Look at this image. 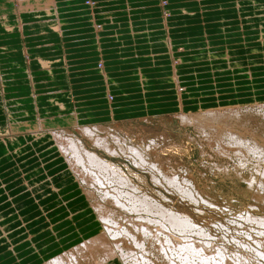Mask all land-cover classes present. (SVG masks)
<instances>
[{"label": "rangeland", "instance_id": "1", "mask_svg": "<svg viewBox=\"0 0 264 264\" xmlns=\"http://www.w3.org/2000/svg\"><path fill=\"white\" fill-rule=\"evenodd\" d=\"M226 1L129 0L128 3L126 0H79V5L65 4V1L60 9L65 13L69 12L71 16L76 12L81 15L82 9L91 8L97 17L96 30L101 32V37L106 41L95 42V39H91L90 34L93 33L89 31L90 24L79 20L78 23L84 26L81 48L75 46V33L64 37L53 32L50 34L49 44L30 39L28 44L32 46L27 47L28 54L19 47L15 55L4 56L3 59L8 63L5 72L12 79L8 84H12V87L7 88L6 97L0 103L3 111H0L3 113L0 115L6 126L10 122L12 128L11 131L2 129L0 132L2 222L9 224L12 216L19 217L25 208L36 205L35 200L39 201L43 195V198L47 197V192L54 190L59 193L69 186L72 188V185H78L80 187L77 192L81 191L85 198L83 203H80L83 201L81 199L76 201L84 207L78 214L91 208L88 215L93 216L94 213L98 217L97 228L100 230L61 252L66 254L78 252L84 243H90L94 236L104 232V223L92 204L101 207L103 213L112 214L125 227L128 218L138 216L136 212H128L118 203L115 204L112 196L104 195L113 190L115 184H99L93 174L81 167L82 174H72L68 170L70 162L66 161L63 152H59L54 137L53 140L47 136L38 137L42 131L38 130L37 125L46 126L49 129L44 128L45 131L59 129L74 134L88 150L97 152L104 159L109 158L118 168H122L123 173L130 176L139 188L140 194H147L164 209H169L180 217L190 216L191 223L197 228V233L192 238L198 239L197 242H213L223 246L228 251L229 258L239 259V264H264V256L258 254L264 252V227L248 219L250 213L264 217V201L261 198L264 196V154L257 158L251 152L250 157L240 158L231 150V146L222 149L213 141L214 135L220 137L221 133L227 131L226 128H232L243 136L254 137L264 145V31H259V26H264V8L259 6L257 12L254 8H245L247 18H243L242 29L240 26V29H233L221 23L223 15L226 20L234 19L238 11L227 8L231 7V2ZM32 2L39 6L49 4L51 9L57 10L54 0H32L29 1L31 6L34 5ZM259 2L264 3V0ZM215 4H226V7L211 6ZM184 5H192L189 14L182 13V8H179ZM56 20L58 23V18ZM144 20H150L148 26L138 25V21ZM141 26L146 28L140 29ZM108 27L111 32H106ZM112 32L115 33L111 34ZM142 32L146 34H140ZM98 43L104 44L105 53L100 54ZM165 53L168 57L162 61L169 62L165 66L159 63L160 59H151L154 54ZM41 58L47 59L45 66L39 61ZM106 59L110 62L109 70ZM177 65L178 70L174 72L171 66L176 68ZM98 67L104 77H107V72L113 75L110 79L116 95L110 96L109 101L111 105L114 100L115 114L107 101L108 88L100 81L99 74L94 72L98 71ZM248 68H253L252 77L248 74ZM175 74L180 76V89ZM141 76L144 78V85L142 82L137 84ZM212 109L231 110L230 112L239 109L242 120H238L240 122L237 124L234 121L228 126L210 122L212 126L209 127L206 123L208 128L201 129L197 123H185L181 118L184 114L198 116L203 111ZM9 110L17 112L14 118L10 117ZM75 111L82 113V118L90 120L91 124L87 126H101L102 135L107 137L115 149L113 156L77 132L78 127L69 121L73 120ZM218 126L221 127L219 131L216 129ZM131 147L138 149L141 157L131 151ZM252 178L255 180L253 183L250 182ZM128 188L121 189L131 191ZM67 196H60L63 203L67 204ZM60 202L55 197L54 202L47 205V209L53 208L57 203L59 207L55 208L67 207L69 212H65V209L63 217H69L74 205L61 206ZM54 210L49 215L51 219L58 221L62 217L53 215L59 211ZM153 213L144 212L143 216L153 217ZM30 216L24 217L31 221L34 216ZM125 216L128 218L124 220ZM42 219L51 220L47 213L43 214L38 222L40 226L44 221ZM20 221L22 222L21 219ZM71 221L66 222L67 226H73ZM84 224L85 221L81 226ZM165 225L168 226L165 229L173 231L170 224ZM15 228L18 225L7 229ZM23 228H18L13 239L20 242L27 238L24 236L26 229ZM58 228L55 227L53 232L58 231ZM115 229L118 231L119 228L116 226ZM31 230L38 232L41 228L33 223ZM85 230L83 233L88 231ZM174 231V235L182 241V231ZM7 235L9 233L6 232V239L9 237ZM47 235L39 237L44 239ZM125 236L116 233L114 237L109 231L105 240L117 251L115 256L118 253L122 255L119 245L123 253L127 252L125 257L122 255L127 264L136 262L142 252L143 256L148 254V259L142 260L143 264H172L154 248L155 245H161V238L160 242L155 240L159 243L154 245V241L150 242L149 238L138 235L137 238L145 243L147 253L136 248L137 244L131 237L129 239ZM116 242L119 244L118 248ZM163 243H166L165 238L162 245ZM99 247L102 246L93 244L90 247L92 257L103 254L97 252ZM214 247L213 251H217ZM7 249L5 244L0 247V264L15 262ZM59 254L46 259V263ZM235 254L237 256H233ZM138 261V264H142L141 259ZM115 263L122 264L119 261Z\"/></svg>", "mask_w": 264, "mask_h": 264}, {"label": "bare ground", "instance_id": "2", "mask_svg": "<svg viewBox=\"0 0 264 264\" xmlns=\"http://www.w3.org/2000/svg\"><path fill=\"white\" fill-rule=\"evenodd\" d=\"M14 1L18 2V5H19L18 7H20L22 5V1H24V0H14ZM47 6H49V9ZM47 6H44V7H47L45 9V12H49V13L51 12V14H53L52 13L53 9L50 8L51 6L50 5H47ZM33 11H35V13H37L36 10H33ZM50 25L53 26L54 30L60 32L59 22L57 23V21H56V23H50ZM7 27H8V25H7ZM230 111H226L223 109H218V110L212 109L209 111H203L198 116H196V115L192 116V115L184 114L181 118L183 119V121L185 123H191V124L197 123L198 125H200L201 129H204V128L207 129L208 128L207 124H209V127L212 126V125H210V122H211V124H213V123L222 124V125L226 124L228 126L229 124H231L234 121H236V123H234V124H237L238 122H240L242 120V118H241L242 113L239 109H235L233 112H230ZM5 114H6V112H5ZM238 120H240V121H238ZM11 125H12L11 123L8 124V127L4 128V131H11V129H10ZM1 126L2 125H0V132L3 129V127L1 128ZM77 127H78L77 132L82 134L83 136L88 137L93 142V145L98 146L99 148H102L104 150H107L108 154L111 156H113V153H116L113 145H111L109 143L107 137H104L102 135L103 134L101 132L102 130H100L101 126L99 127L97 124H93L92 126H87V125L86 126H82V125L79 126V125H77ZM37 128L39 131L40 130L42 131V133H40L38 137L47 136L50 140L51 139L53 140V137H54L55 143L57 144V146L59 148L58 149L59 152L61 154L63 152L66 161L69 160L68 162H70L71 166L69 165V167L68 166L67 167H68V170L72 174H76V172L82 174L80 171V168H79V167H81L87 173L93 174V178H95V180L99 184H104V185L105 184H110V185L115 184V186L113 187V190H109V191L105 192L104 195L112 196L111 198L115 201V204L118 203L126 211L136 212L138 215L137 217H130V218L125 216L124 220L128 218L127 219L128 224L125 227L123 224H122L123 225L122 226L117 219L113 218L112 214L103 213L101 211V209H102L101 207H98V205L92 204V207L100 214L99 218L104 223L103 224L104 229H105L104 232L101 233L100 235L97 234V236H94L93 240H90V243H84L85 247L83 246V247L79 248L77 250L78 252H70V253L59 255L58 257L53 258L50 262H47L45 264H99V263H101V264H106V263L107 264H113L114 261L115 262L119 261V262H122V264H127L126 260H124V258H122V255L125 257L126 256L125 253H127V252L124 251L125 253H123L122 247L116 242L117 248L119 245V248H120L119 250L121 251L122 255H120V253H118L119 255L115 256L117 251H115V249L112 248V246L107 242V240H105L107 238L109 231H110L111 235H113L114 237H115L116 233H119L121 236L126 235L125 236L126 238L127 237L129 239L132 238L133 241L137 244L135 247L143 249L147 253H149V252L147 251L145 243L140 241V239L137 237L143 235L145 238L146 237H147V239L149 238L148 240H150V242L154 241V245L156 243L158 244L160 242V240H159L160 238L163 241L165 238L166 243H163V245H162V242H163L162 241L160 246L155 245V247H154V245H153V247L157 248L158 251H160V253L164 257H167L170 260V261L169 260L168 261L171 262L172 264H239L238 262H241V261H238L239 259L237 257H235V258H237L238 260H236V259L232 260L231 258H229L228 254H227L228 251H226L225 248H223V246H219L213 242H203L202 243L200 240L199 241L201 243H199V242H197L198 239L194 240L192 238V235L194 233H197V228L194 224L191 223V219L189 218L190 216L184 215V217H180V216L176 215L173 211H171L169 209H164L162 205H159V202L152 200V198H150L147 194H145V193L143 195L140 194V192L138 191L139 188L129 178L130 176L128 177L127 175H125L123 173L122 168H118L114 163H112L109 160V158L104 159L97 152H93V151L88 150L84 146V144L82 143V140L77 138L74 134L70 133L69 131H59V129L54 130V131H49V130L45 131L44 128H47L46 126L40 127L39 125H37ZM93 128H95L97 130H95ZM102 129H105V128H102ZM216 129H217V131H219V130H221V127L218 126ZM226 130L227 131H224L223 133L220 134L221 135L220 137L217 135H214V136L212 135L213 141H215L218 144V147L223 149L225 146H231V150L236 153V156H240V158L244 157V156L250 157L251 152L257 158H260L263 156L264 145L261 144L260 142H258L254 137H249L247 135L243 136L242 134L236 132L237 130L232 129V128H226ZM10 138L8 140H10ZM113 138L115 140L118 139V142L120 141L119 138H115V137H113ZM8 140H6V141H8ZM225 142L227 145H225ZM121 148H123V147H121ZM227 148L229 149L230 147H227ZM130 150L135 152L136 154H138L139 157H141L140 156L141 153L138 149L131 147ZM263 158H264V156H263ZM262 173H263L262 183H264V171H262ZM86 175H88V174H86ZM88 176H90V175H88ZM173 179L176 180V178H173ZM250 182L251 183L255 182L254 178L250 179ZM177 183H178V181H177ZM174 185H175V183H174ZM124 187H129L131 189V191H126L124 189H121ZM177 188H179V187L177 186ZM184 189H185V187H184ZM62 192L64 193L63 190L59 191V193L63 194ZM158 192H157V194H158ZM261 198L264 201V196H261ZM144 212H151V213L154 212L153 213L154 216L153 215H152L153 217L143 216ZM155 215H157V216H155ZM248 219H251L252 220L251 222L258 223V225L264 227V217H257V216H254L252 213H250L248 215ZM1 220H2V215H0V221ZM164 223L170 224L169 226H170V228L171 227L173 228V229L171 228L173 231L174 230L176 231V229H180L183 233V238H181L183 240L182 241L178 240L177 236L174 235L173 231L165 229L166 225ZM116 226H117V228H119L118 231L115 229ZM113 229L116 230V233ZM155 229H156V231H155ZM199 229H202V228H199ZM256 231H257V229H256ZM155 232H157L158 234ZM198 234L200 235V233H198ZM262 234L264 235V230H263ZM258 235H260V234L258 233ZM179 236H180V234H179ZM162 237H164V238L162 239ZM252 237H254V236H252ZM262 238L263 237L261 236V240H262ZM155 240H159V242H156ZM120 241H119V243H120ZM93 244L96 246L97 245L102 246V247H99V249L97 251L98 253H103L100 255L98 254L99 257H97L95 255L92 257V255L90 253L89 249ZM213 244H215L216 247H214ZM212 247L216 248L217 251L216 250L213 251ZM253 247H254V245H253ZM102 248H104V250ZM260 249H262V248H260ZM110 250H111V252H108ZM134 252H135V250H134ZM155 252H157V251H155ZM258 254H261L262 257L264 256V252L258 253ZM129 255H130V252H129ZM233 256H237V255L235 254ZM149 258H151V257H149ZM129 259H130V257H129ZM140 259H141V263H142V260L143 261L147 260L148 254L143 256V252H142V255L140 253V257H138L136 262L134 261L133 263L131 262L129 264H138L139 263L138 260H140ZM96 261H97V263H96ZM251 261H252V259H251ZM165 262H166V260H165ZM256 262H258V261H256ZM252 263H253V261H252ZM254 263H255V260H254Z\"/></svg>", "mask_w": 264, "mask_h": 264}, {"label": "crops", "instance_id": "3", "mask_svg": "<svg viewBox=\"0 0 264 264\" xmlns=\"http://www.w3.org/2000/svg\"><path fill=\"white\" fill-rule=\"evenodd\" d=\"M29 1H32V0L22 1L21 7L18 8V6H19L18 2L14 1V0H7V1L6 0H0V103H2V101H3L2 99L4 97H6L5 94L7 93V88L12 87L11 86L12 84H8V82L12 81V79L5 72L6 71L5 68H7L8 63H6L3 58H4V56H7L9 54L14 53V55H15V53H17L19 51V47L22 49H25L27 54H28L29 49H27V47L30 48V46H32V45L28 44L30 39H34L36 41L47 42V44H49L48 40L50 38V34L53 32H56V34H60L64 37H67L68 35L70 36L71 33H75L76 35L74 36V39L77 40L75 43V46L81 48L82 41L84 39V37H83L84 26L80 25L78 22H79V20H85L86 22H88L90 24L89 27L91 28V30H89V31H91L93 33V34H90L91 39H95L96 40L95 42H100V40H103V38L101 37L102 36L101 32L98 33L96 30L97 26L95 24H98L97 23V17L94 15V12L91 10V8H88V9L84 8V9H82L83 14L78 15V12H76L74 14V16H71V15H69L70 14L69 12L65 13L64 11H62V9H60V7H62V4L65 1H67V2H65V4H69V5L77 4V5H79L80 4L78 2L79 0H62V1L54 0L55 3L57 4L56 5L57 10H53L52 11L53 14H51V12L50 13L45 12V9L47 7L49 9V6H47L49 4L39 6V4L36 5L32 2L34 5L31 6V4H30L31 2L29 3ZM126 1L128 2L129 0H126ZM209 1H214V0H209ZM216 1L220 2L222 0H216ZM228 1L231 2L230 3L231 7H227V8L235 9L234 11H236V10H238V11L235 13L234 19L226 20V18H225L226 16L223 15L222 17H224V18L221 20L222 21L221 23L226 24L233 29H237V28L240 29V27L242 29L243 26H241V24H242V21H244L243 18L244 17L247 18L246 14H244L245 10L248 9L247 7H249L250 9L254 8L256 12H257L259 6L261 8H264V3H262V2L260 3L259 0H228ZM228 1H226V2L228 3ZM246 1L249 3L247 4ZM25 4L30 6V7H26ZM12 6H14V7H12ZM44 6H47V7H44ZM191 6L192 5H184V6L179 7V8H182V13L184 12V14L185 13L189 14L188 12L190 11L189 9ZM211 6L214 8H217V7L224 8V7H226V4H215V5H211ZM8 7H11L10 8L11 10H8ZM23 8H25V9H23ZM33 10H36L37 13H35V11H33ZM54 11L56 13H54ZM220 12H222V11H220ZM56 15H57L58 22H59L60 32L54 30L53 26L50 25V23H56V21H57ZM191 15H192V12H191ZM250 21H254V20H250ZM245 22H247L248 24L249 23L251 24V22H248L247 20H245ZM149 23H150V20L138 21V25L142 24V25L148 26ZM7 25H8V27H7ZM159 25H161V21L159 22ZM141 27L142 28H140V29L146 28L145 26H141ZM109 29H111V28L108 27V31H106V32H111V30H109ZM259 31L260 32L264 31L263 25L259 26ZM114 33L115 32H112L111 34H114ZM143 33L144 32H142L140 34H143ZM144 34H146V32ZM71 38H73V37H71ZM103 41H106V40H103ZM169 41H171L170 38H169ZM172 41H173V39H172ZM42 44H44V43H42ZM98 46H99L98 50H99L100 54L105 53V52H103L104 44L100 45L98 43ZM166 57H168L167 53L160 54V55L154 54V57H152L151 59L154 61H156L157 59H160L159 63L161 65L165 66V65L169 64V62L167 63L166 61H162V59H164ZM106 60L108 62V70H109L110 69L109 68L110 62L108 61L109 59H106ZM39 61H41L42 65H44V66L47 63V59H45V58H41ZM178 62H179V59H178ZM171 67L174 70V72H177L178 65L175 66L176 68H173V66H171ZM100 71H101L100 67H98V71L95 70L94 72H97L99 74V78L101 79L100 81L105 83V85L108 88L106 90V94L109 91V99H107V101L110 105V101H111L110 96L115 97V95H116V93L113 91L114 85L112 84L111 79H110L113 75H111L110 73L107 72V77H104ZM247 71H248L249 76L252 77L253 76V73H252L253 68H248ZM241 73H244V72H241ZM178 76H179L178 74L177 75L175 74V78H177L176 81H177L178 89H180L181 85L178 84L179 83L178 80H179L180 76L179 77ZM173 77H174V74H173ZM140 82H142V85L145 84L143 76H141V79H139V82H137V84ZM114 84L117 85L116 82ZM113 102H114V100L112 101L110 107H111L112 113L115 114V110L113 109L114 108ZM0 111H2V110L0 109ZM79 111H83V110H79ZM10 112H11V114H9L10 117L14 118L16 115L15 113H17V112L14 113V112H12V110ZM0 114H3V113H0ZM89 114H92V113H89ZM82 115H83L82 113L79 114L78 111H75L73 120L69 119L70 123L74 124V126L91 124V122H89L90 120H88V118H82ZM11 118H9V119H11ZM1 119H2V116L0 115V121H2ZM63 121H59V122H63ZM8 124H10V122L7 123V126H8ZM0 125H2L1 128L3 127V129L7 127L3 121L0 122ZM59 125L63 126L62 124H59ZM11 128H12V125H11L10 129ZM50 128H53V126ZM65 128H68V127H65ZM13 130H14V128L12 129V131ZM13 179H11V180H13ZM74 186H76V187H74ZM78 187H80V186L72 185V188L69 186L68 188H66L64 190V191L67 190V193L62 192L63 195H68L65 198L67 201V204L63 203V201L61 200L60 196L62 194L56 193L53 190V191L47 192L45 194V196H47V197L43 198L44 197V195H43L39 201L35 200L36 205L33 207L25 208V210L22 213H20L19 217H14V216H12L13 213H11L12 218H11V222L9 224H4L1 220V222H0V245L2 246L3 244H5L8 248L7 253L12 258H15V262H13L11 264H16V263H18V264H34L37 262H39L38 264H42V263L45 264L46 261L48 260V258H51V257L61 253L62 251H64V250L74 246L75 244L79 243L82 239L90 237L91 235L95 234L96 232H98L100 230L99 228H97V226L99 225L98 224L99 221L96 218L95 214L93 213V216L88 215L89 214L88 212H90L91 208L87 209L88 211L85 210V212H83L82 214H78V212H81L82 210H84L83 209L84 207H81L82 205H80V203L85 202L84 201L85 198L81 195L82 192L81 191H80L81 193L77 192V191H79ZM0 196H1V193H0ZM55 197H56V199L61 201L60 202L61 206L67 205L69 207L71 205H68V204L74 205V208H71L72 211H70L69 217H66V218L63 217V215H65V214H63L65 209H66L65 212L66 211L69 212L67 207H64V208L60 207L61 209L55 208L58 206L57 203H55L56 204L55 206H52L53 208L47 209V205L50 203H53ZM37 199H39V198H37ZM79 199H81L83 201L80 203H76V201H78ZM76 205H78V206L76 207ZM54 209L59 210V211L55 212L53 215H55L57 217H62L58 221L51 219L52 217H51V215H49ZM45 213H47V215L49 216V219L52 220V223H51V220L45 221L44 219H42V221L43 220L44 221L42 222V224L40 226V224L38 222L40 221V217H42L43 214H45ZM28 215L34 216L31 219V221H28L27 219H25L26 217H24V216H28ZM20 219L22 220V222L20 221ZM33 219H35V220H33ZM83 220L85 221V224L83 226H81L84 223ZM13 221H15V223ZM53 221H54V223H53ZM69 221H71L73 223L72 227H71V225L67 226L66 222H69ZM47 222H49L50 225ZM33 223H36L37 227H40L41 230L38 232L32 231L31 225H33ZM15 224H16V226L18 225V228L25 227L23 229H26V232H27L26 235H24V236H27V238L23 239L20 242L18 241V239H13V236L15 235V232L18 230V228L7 229L8 227L9 228L11 226L13 227ZM57 226L59 227L58 231L53 232V230ZM85 229H87L88 231L83 233V231H86ZM5 230L7 233H9V235H7V236H9L10 238L8 237L6 239V236H5L6 232L5 233L3 232ZM50 233H52V235H47ZM42 235H47V236L44 239H41L39 236H42ZM38 238H40V239H38ZM16 242H19V243L16 244ZM59 255H62V253ZM113 264H117V263L114 262Z\"/></svg>", "mask_w": 264, "mask_h": 264}]
</instances>
